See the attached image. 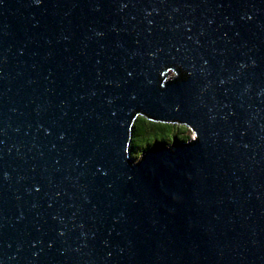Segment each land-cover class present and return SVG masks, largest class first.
Returning a JSON list of instances; mask_svg holds the SVG:
<instances>
[{"label": "water", "instance_id": "water-1", "mask_svg": "<svg viewBox=\"0 0 264 264\" xmlns=\"http://www.w3.org/2000/svg\"><path fill=\"white\" fill-rule=\"evenodd\" d=\"M0 264H264V0H0Z\"/></svg>", "mask_w": 264, "mask_h": 264}, {"label": "rangeland", "instance_id": "rangeland-1", "mask_svg": "<svg viewBox=\"0 0 264 264\" xmlns=\"http://www.w3.org/2000/svg\"><path fill=\"white\" fill-rule=\"evenodd\" d=\"M173 74V71L168 70V77L173 76ZM141 128H144L145 131L142 132ZM191 136H194L193 131L183 124L154 121L138 115L132 123L128 153L133 159H136L144 148L153 146L156 143H170L172 138L183 140Z\"/></svg>", "mask_w": 264, "mask_h": 264}, {"label": "trees", "instance_id": "trees-1", "mask_svg": "<svg viewBox=\"0 0 264 264\" xmlns=\"http://www.w3.org/2000/svg\"><path fill=\"white\" fill-rule=\"evenodd\" d=\"M143 117H144V116H143ZM145 118H146V117H145ZM167 123H169V122H167ZM171 123H172V122H171ZM145 127H147V126L145 125ZM141 131L144 132V131H145L144 128H141ZM186 138H187V137H186ZM186 138H185V139H186Z\"/></svg>", "mask_w": 264, "mask_h": 264}]
</instances>
